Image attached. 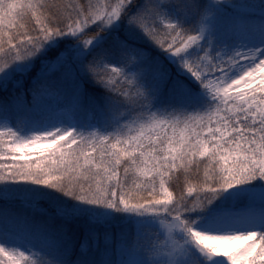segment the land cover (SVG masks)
Listing matches in <instances>:
<instances>
[{
	"label": "snow or ice",
	"instance_id": "snow-or-ice-1",
	"mask_svg": "<svg viewBox=\"0 0 264 264\" xmlns=\"http://www.w3.org/2000/svg\"><path fill=\"white\" fill-rule=\"evenodd\" d=\"M0 264H264V0H0Z\"/></svg>",
	"mask_w": 264,
	"mask_h": 264
}]
</instances>
